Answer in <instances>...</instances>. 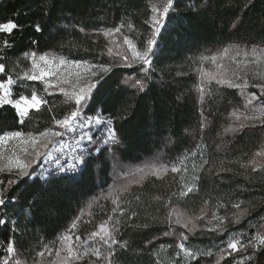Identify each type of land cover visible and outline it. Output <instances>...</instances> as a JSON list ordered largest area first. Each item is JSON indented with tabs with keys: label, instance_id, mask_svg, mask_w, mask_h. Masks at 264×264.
<instances>
[{
	"label": "trees",
	"instance_id": "obj_1",
	"mask_svg": "<svg viewBox=\"0 0 264 264\" xmlns=\"http://www.w3.org/2000/svg\"><path fill=\"white\" fill-rule=\"evenodd\" d=\"M165 4L166 0H0V25L11 21L18 26L0 31V63L5 65L1 81L11 76L16 82L15 99L35 93L43 100L23 123L13 106H0V136L14 131L23 137L39 136L75 106L68 94L26 78L32 70L28 54L34 52L111 66L96 77L85 114L102 113L111 119L119 140L89 145L101 151L93 153L87 170L75 179L70 172L58 171L55 160L51 172H40L44 155L39 163H31V178L12 185L7 182L16 179L17 171H0L6 200L0 206V219L6 221L0 224V264L5 257L9 264H59L68 255L63 237H69L67 243L81 254L67 264H264V247L224 253L222 258L220 252L230 235L247 243L246 237L264 234V125L247 119L260 114L257 108L264 97L247 105L248 93L260 95L252 86L245 95L223 84L200 91L199 76L204 60L230 45L264 48V0H175L155 37L151 66L146 72L141 64L126 67L120 49L104 31L119 27L120 37L142 51L153 33L152 7L162 11ZM37 25L41 31H36ZM136 80L146 85L143 91L132 87ZM155 160L164 173L149 172L132 183L133 169L143 170ZM188 188L192 191L182 195ZM238 202L241 207L235 209ZM246 208L240 222L232 223ZM175 209L189 217L204 214L217 224L216 217L225 220L218 231L201 226L182 232L181 226L170 224ZM101 225L117 241L112 256L100 236L91 235L101 232ZM10 241L15 254L6 252ZM180 242L193 252L211 250L213 255L186 257L178 248ZM96 248L99 256L92 254Z\"/></svg>",
	"mask_w": 264,
	"mask_h": 264
},
{
	"label": "snow or ice",
	"instance_id": "obj_2",
	"mask_svg": "<svg viewBox=\"0 0 264 264\" xmlns=\"http://www.w3.org/2000/svg\"><path fill=\"white\" fill-rule=\"evenodd\" d=\"M173 6V0H166V4L163 7V10L160 11L157 9V7L153 6L152 7V16H151V23H152V37L149 38L146 42V45L144 46V49L142 51L137 50L136 46L127 38H125V43L129 45L131 48V59L132 61H138L142 66L144 67L142 70L147 71V68L151 66L152 64V53H153V48L156 45V39L155 37L159 35L161 29L164 26V21L168 16L169 10ZM238 22V21H237ZM18 26L14 22H7L2 25H0V31H5V32H11L13 29L17 28ZM233 27H235V24H233ZM36 31H41L39 25L36 26ZM83 31V29H81ZM112 31L119 32L120 28L117 27L114 30H105L104 35L108 36L112 34ZM5 45H7V41L4 42ZM253 55H256L257 50L253 48ZM228 49H224V54L227 55ZM31 56L33 60V64L35 65V60H36V53H30L28 54ZM236 55H241V52H237ZM243 55L247 57L248 53L244 52ZM125 61V66L126 67H132V63H129V58L125 56L124 58ZM213 61H215V57H212ZM40 61H43L45 64L49 63V59L41 55L39 57ZM261 60H264V50H261L260 55L256 57V60L254 63L259 64ZM61 64L66 63L63 59L59 61ZM73 63H78V62H73ZM91 67H98L103 70V72L107 73L108 71L111 70V66L108 65H91ZM0 73H5V65L4 63H0ZM97 73H93L95 76ZM48 73L41 69V71L38 74H31L27 75L26 78L29 80H41L43 79ZM260 76L261 81H264V73L258 74ZM215 78V77H213ZM14 83L13 79L11 76H8L6 80V84L11 86ZM98 83V82H97ZM125 83H128V81H125ZM218 83L224 84L228 87L231 88H237L241 90V95H245L244 90L249 87L248 81L245 79L243 80V83H235L232 80H226V79H221L218 81ZM51 87V85H49ZM96 87L95 83L92 84H86L85 87H81L79 91H74L71 94V98L74 99L75 101V106L72 109V111L68 114L65 115L62 119H58L55 121L56 125L59 126L60 129L63 131H44L40 133L41 137H62L68 132H76V130L79 128L81 130V134L76 140V144L78 145L77 149H74V155L72 157V163L67 164V165H60L59 168L57 169L58 171H62L65 174L67 173H72L73 174V179L76 178L75 174L79 173L82 174L83 171L87 170L89 160L92 158L93 153H99L101 149L96 146H92L91 148L89 145H92L93 143V132H92V126L95 125L97 126L98 132L103 133L102 137V142L106 144H116L119 143V140L116 136V132L114 127L112 126V120L111 119H105L103 114H97L95 116H88L85 114V109L88 108L89 102L91 100V93L93 88ZM132 87L137 88L140 91H143L146 85L143 83L142 80H136L132 82ZM252 87H255L259 89L260 95L257 96L255 92L248 93L245 96L246 99V104L247 105H253L254 100H260V97H264V82L261 83H254ZM0 90H2V95H0V106H3L5 104H11L14 108L18 110V115L20 117H25L28 115L29 109L30 108H39V105L42 103V101L36 96L35 93L32 94L31 100H29L28 97L21 96L18 100L13 102L9 97H10V91L8 88L5 87V82H0ZM63 92L64 89H61ZM67 95V93H65ZM46 103V101H44ZM257 111L260 113L259 115H253L251 117H248L247 119L250 120H255L259 121L260 124L264 125V100H260V106L257 108ZM239 119V117H237ZM23 121L21 120V123ZM245 127L244 124L240 125V128L242 129ZM252 127H255V125H252ZM24 133L19 132V131H14V132H8L4 134L3 136H0V142H3L5 140L11 139V138H19L22 137ZM106 138V139H104ZM87 141V144H84V142ZM50 142V141H49ZM32 143H37L35 139L32 140ZM44 147H47V144L44 145ZM82 147L83 150L80 151L79 148ZM27 151V150H25ZM261 155H264V152L260 153ZM41 155H44L45 158H47V153H41L39 151L35 152L34 160H20L17 159L13 163L15 164V167L17 169V172L15 173L16 179H9L8 180V185H12L13 183H16L18 179L22 177H29L31 178V174L28 171V169L31 167V163H39ZM58 160V158H57ZM206 163V161H205ZM3 169H0L2 171ZM178 169L173 168V171H177ZM3 181L0 180V184H2ZM192 188H188L186 192H183L182 195H187V192H191ZM242 202H238L233 205L235 209H240ZM6 204V200L4 198L3 191H0V206H4ZM249 209H244L242 212H239L235 219L232 221V223H239L240 219L248 213ZM220 221V224L217 225L216 228L210 229V231H218L220 230V225L224 223L225 218L224 217H216ZM179 223V220H177ZM6 221L3 219H0V224H5ZM116 224H119V221L116 222ZM184 227L187 228L188 224H184ZM101 232H93L91 235L93 237L100 236L101 240H103L104 244L108 246L109 249V256L114 255V251L112 249V245L116 244L117 241L115 238L112 236L111 232H109L104 225L100 226ZM114 231H118V229L114 226L113 228ZM192 231V229H190ZM165 236L169 235L168 232L164 233ZM240 235H244L243 233H240ZM79 239V237H77ZM183 240H187V236H182ZM63 240L65 241V244L67 245L66 251L68 255L61 257L59 260V264H67V261L69 259H80L81 254L73 251V248L71 244H68L69 237H63ZM247 243H242L239 236H233L230 235V238L227 239L226 241H223L222 243H226V248H221V258L223 257L224 253H227L228 255H231L232 252L240 251V250H247L249 247L253 249H257L259 247H264V234H261L259 231L255 236L252 237H246ZM178 248L180 249L181 252L184 253L186 257L189 258H196L199 255H205V256H211L213 253L211 250H206L203 253H200L198 250L196 252L191 251L190 249L185 247V244L183 242H180L178 244ZM231 250V251H228ZM7 253H16V249L13 246V243L10 241L7 248H6ZM84 255L88 254V251L85 250L83 253ZM92 254L99 256L100 252L99 249H92ZM40 256H43L44 253L40 252ZM179 255V253H177ZM57 256L59 257V252H57ZM9 257H5L3 264H9ZM107 260L108 257H105ZM244 259H249V257H245ZM12 264H20V261L18 260H12ZM109 264H111V261H109Z\"/></svg>",
	"mask_w": 264,
	"mask_h": 264
},
{
	"label": "rangeland",
	"instance_id": "obj_3",
	"mask_svg": "<svg viewBox=\"0 0 264 264\" xmlns=\"http://www.w3.org/2000/svg\"><path fill=\"white\" fill-rule=\"evenodd\" d=\"M107 38L112 45H115L117 49H120V56L122 58L127 56L129 58L128 62L132 63V65L140 64L138 61H132L131 48L127 43H125V39L120 37V35L117 32L113 31L111 35L107 36ZM224 49L220 50L218 53L212 56L216 58L215 61H213L212 57L204 60V63L202 64L199 71V76L201 80L200 91L203 90L208 85L221 84L218 83V81L221 79L232 80L235 83H243V80L246 79L248 81L249 86H252L254 83L264 82L261 81L260 76L258 75L264 73V60H261L259 64L254 63L256 57L260 55L261 50H264V48L262 47L255 48L257 50L256 55H253V51H252L253 48H249L246 46L243 47L239 45H230L229 47H227L228 49L227 55L224 54ZM238 51L241 52V55H236ZM244 52L248 53L247 57L243 55ZM40 56H36L35 65L33 64V60L31 59L32 70L30 72V75L38 74L41 71V69L45 70L48 73V75H46L43 79L38 81L45 83L48 88L57 89L58 92H61L64 95H66L65 93H67L69 96H71V94L74 91L78 92L79 89L81 87H85L86 84L94 83L98 75L105 74V72H103L102 69L98 67H91V65L93 64H89L86 62L81 61L78 63H73L75 61L63 59L64 61H66V63L61 64L59 61L62 58H58L53 55L51 56L44 55L49 59V63L45 64L43 61L39 60ZM93 73H97V74L94 76ZM1 75L2 73H0V82H3L1 81ZM33 81H37V80H33ZM15 85L16 82H14L11 86L7 85L5 82V87L8 88V90L10 91L9 98L13 102L18 100L15 99L13 95V87ZM49 85H51V87ZM61 89H64V91L62 92ZM2 94H3L2 90H0V95ZM38 98L42 101V103L39 105L38 108L40 109L43 105V100L41 97ZM29 100H31V98H29ZM14 109L18 113V110L16 108ZM38 109L30 108L28 115L30 114L31 111H38ZM27 116L25 117L19 116L20 121L21 120L24 121L27 118ZM49 131H63V130L60 129L59 126L55 124L53 129ZM92 132H93L92 145L93 144H96L97 146L106 145V143L102 142L103 133L98 132L97 126L95 125L92 126ZM80 134H81V130L78 128L76 132H68L62 137H54V136L41 137L39 134V136L36 137L22 136L19 138H11L3 142H0V169H3L2 171L4 172L17 171L15 164L13 163L15 160L28 159L30 155H34L35 152L39 151L41 153L48 154L47 158H45L44 161L45 164L42 167H40L39 171L43 172V174L49 173L51 172L49 171V167L51 166L53 161L54 160L56 161L57 157L62 153H66L69 147L76 142ZM33 139H35L37 143H32ZM45 144H47L46 148L44 147ZM84 144H87V141H85ZM79 149L80 151L83 150L82 147H80ZM150 163L151 164L146 163L145 168L143 170L133 169L136 172V175H135V179H131L132 183L133 181L137 182L140 181L141 179H144V177H146L149 172H155V174L158 175L164 173L165 169L164 168L161 169L156 160ZM170 219H171L170 224L172 226H175V229L176 227L181 226L182 232L188 231L191 233L200 229L201 226L206 228H216L218 225L216 221H210V219L207 221L205 219L204 214H201V216H198L197 218L193 216L189 217L184 211H181L179 209L172 210ZM177 220H179V223L177 222ZM205 220L206 222L202 225L201 222ZM184 224H188V227L185 228ZM190 229H192V231H190ZM182 236L183 233H179V237Z\"/></svg>",
	"mask_w": 264,
	"mask_h": 264
},
{
	"label": "built area",
	"instance_id": "obj_4",
	"mask_svg": "<svg viewBox=\"0 0 264 264\" xmlns=\"http://www.w3.org/2000/svg\"><path fill=\"white\" fill-rule=\"evenodd\" d=\"M174 1L173 0V4H174ZM170 11V10H169ZM78 148V145L75 143H73L68 151L66 153H62L59 157H58V160L56 159L55 161V166L59 167L60 165H67V164H70L72 163V157L74 155V152L73 150L74 149H77ZM80 150V149H79Z\"/></svg>",
	"mask_w": 264,
	"mask_h": 264
}]
</instances>
